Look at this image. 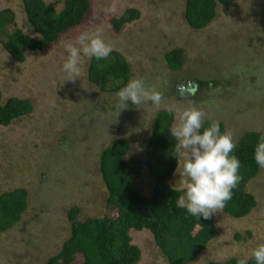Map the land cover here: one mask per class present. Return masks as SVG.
<instances>
[{
    "label": "rangeland",
    "instance_id": "374dc122",
    "mask_svg": "<svg viewBox=\"0 0 264 264\" xmlns=\"http://www.w3.org/2000/svg\"><path fill=\"white\" fill-rule=\"evenodd\" d=\"M184 4L185 0H89L79 25L41 51H26L23 63L12 60L0 43L1 101L16 97L32 105L29 114L0 125V193L15 188L27 192L20 222L0 234V264H46L69 235L68 212L73 207L79 209V221L116 216L107 207L99 171L100 152L113 139L128 142L127 160L140 171L134 186L148 197L153 181L145 166V145L161 110L172 113L173 126L189 105L202 108L206 119L221 122L236 142L246 132L264 135V0H237L229 9L217 5L215 18L201 30L188 27ZM129 8L138 10L139 18L115 30L111 20ZM3 9L14 16L9 32L19 28L36 36L26 23L21 0H0ZM83 33H99L129 64V81L142 78L162 93V104L137 109L129 101L117 117V92L102 91L88 80L87 58L81 60V76L67 80L62 71L66 48L77 45ZM173 48L183 51L178 71H170L164 59ZM184 80L192 85L205 82L202 92L197 85L196 96L194 90L174 93L173 86ZM182 165L178 157L168 183L183 192ZM244 189L255 199L253 210L241 219L223 211L207 219L216 237L190 264L232 257L248 260L252 249L264 244V168ZM129 235L140 250L137 264H168L149 232ZM80 260L78 256L76 263Z\"/></svg>",
    "mask_w": 264,
    "mask_h": 264
},
{
    "label": "trees",
    "instance_id": "16d2710c",
    "mask_svg": "<svg viewBox=\"0 0 264 264\" xmlns=\"http://www.w3.org/2000/svg\"><path fill=\"white\" fill-rule=\"evenodd\" d=\"M236 1L185 0L184 20L191 29L201 30L215 18L217 5L229 9ZM21 4L26 23L36 36L24 34L19 28L9 32L7 26L13 24L14 16L9 9L0 10V43L9 57L18 63L24 62L26 51H41L56 41L59 34L79 25L89 8V0H59L57 3L21 0ZM138 18V10L129 8L118 18H113L111 24L118 31L124 24ZM164 59L170 71H178L183 63V51L181 48L170 49L164 54ZM87 70L88 80L102 91L118 92L130 79L129 64L114 50L107 59L91 58ZM194 85H199L200 94L205 82H195ZM198 88L193 89L195 96L198 95ZM172 91H179L177 84ZM31 111L30 101L9 97L2 102L0 94L1 126H8ZM172 121L171 112L159 111L145 145V166L153 181L148 197L134 186L133 179L140 175V171L127 160L128 142L117 138L103 148L99 155V171L106 191L107 207L114 209L116 216L90 217L79 221V209L71 208L68 212L69 235L46 264H137L140 250L131 243L130 231L149 232L168 264H190L207 248L216 237V229L207 219H197L179 207L177 200L183 192L168 183L178 162L173 155L176 141L170 133ZM211 122L205 119L201 131ZM215 122L223 134V124ZM261 136L258 132L242 134L232 153L240 160L239 173L243 179L222 211L234 219L247 216L255 207L254 197L244 188L260 168L254 159V149ZM26 207L25 189L15 188L0 193V234L20 222ZM235 237L240 238L238 234ZM78 256L81 260L76 263ZM238 261L232 257L203 264H238ZM247 264H255V260L251 257Z\"/></svg>",
    "mask_w": 264,
    "mask_h": 264
},
{
    "label": "clouds",
    "instance_id": "9594fccd",
    "mask_svg": "<svg viewBox=\"0 0 264 264\" xmlns=\"http://www.w3.org/2000/svg\"><path fill=\"white\" fill-rule=\"evenodd\" d=\"M111 51V45L99 33H83L78 37L77 45L66 48L68 55L62 64V71L67 74V80L75 81L81 76L83 58L107 59ZM115 95L117 117L121 110L128 107L129 101L137 109L146 104L159 107L163 102L162 93L146 86L142 78L130 80ZM205 119L206 112L202 108L189 105L170 128L176 141L173 155L183 160L180 176L184 190L178 197L177 205L197 219H209L221 212L243 179L239 173L240 160L232 154L236 147L233 134L230 131L222 134L215 121L201 131ZM254 159L260 168H264V135L254 149ZM251 257L255 264H264V244L253 248ZM238 264H247V259H240Z\"/></svg>",
    "mask_w": 264,
    "mask_h": 264
},
{
    "label": "flooded vegetation",
    "instance_id": "af4514ba",
    "mask_svg": "<svg viewBox=\"0 0 264 264\" xmlns=\"http://www.w3.org/2000/svg\"><path fill=\"white\" fill-rule=\"evenodd\" d=\"M185 82H181V83H183L182 85H179V83H177L178 85H177V88H179V94L182 92V93H184V92H189V93H191L192 91H193V89H194V86H196V85H194V82L192 81V83H193V85L192 84H187L186 82H189L190 83V81L191 80H184ZM188 85H190V86H188Z\"/></svg>",
    "mask_w": 264,
    "mask_h": 264
}]
</instances>
